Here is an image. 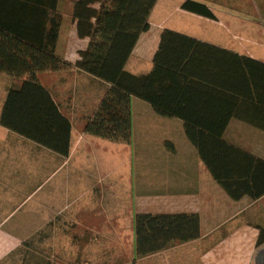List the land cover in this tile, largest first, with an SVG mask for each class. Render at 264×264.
Instances as JSON below:
<instances>
[{
	"label": "crops",
	"instance_id": "0c3cea01",
	"mask_svg": "<svg viewBox=\"0 0 264 264\" xmlns=\"http://www.w3.org/2000/svg\"><path fill=\"white\" fill-rule=\"evenodd\" d=\"M74 1H58L65 24L56 54L67 67L38 75L50 96L35 87L22 91L19 81L0 72V264H53L54 255L47 250L28 263L21 249L35 228L48 227L49 238L52 221L58 227L63 221L66 225L67 212L74 213L69 218L80 230L130 243L132 256L118 264H264V243H257L259 227L264 226V195L232 198L204 163L180 117L193 116L218 128L227 115L263 119L264 68L250 62L256 75H243L242 56L264 63V0H191L206 5L213 17L185 8L187 0L157 1L149 18L151 27L140 34L125 69L134 75L150 74L167 29L173 33L167 35L165 47L172 46L173 51L165 57L172 63L183 60L187 73H170L150 88L153 97H163L176 111L175 116L162 115L150 101L131 96L128 143L85 131L108 84L75 66L90 39L81 38L72 23ZM2 16L32 18L18 22L33 25L39 15L0 11ZM113 34V29H107L101 34L103 40L97 36V52L107 51ZM36 51L22 44L17 52H9V64L31 61ZM12 89L19 92L14 93L15 108L11 105L9 119L25 128V133L1 122ZM52 100L57 109L52 108ZM25 102L28 106L22 108ZM67 124L71 126L68 154L36 141L57 137L60 144ZM224 139L264 160L263 129L233 117ZM227 158L234 174H257L255 194L264 189L263 165L255 170L243 154ZM181 212L199 214L200 237L135 257L137 213ZM82 239L74 233L75 241ZM85 239L87 244L93 241ZM59 241H64L63 236ZM77 252L80 259L81 247Z\"/></svg>",
	"mask_w": 264,
	"mask_h": 264
},
{
	"label": "trees",
	"instance_id": "16d2710c",
	"mask_svg": "<svg viewBox=\"0 0 264 264\" xmlns=\"http://www.w3.org/2000/svg\"><path fill=\"white\" fill-rule=\"evenodd\" d=\"M59 0H10L0 2V11L7 13L26 12L39 15L35 24L19 23L20 20L31 21L32 18L0 17V72L12 76L24 91L26 88H39L45 94L38 78L40 72L56 71L67 67L61 57L56 54V44L65 24V15L59 8ZM158 0H75L73 2L72 20L76 25L81 38H89L86 49L80 51V58L75 66L84 72L99 78L108 84L105 94L97 110L90 118L85 131L94 136L115 142H130L132 138L131 96L136 95L150 101L154 108L162 115L175 116L165 104L163 97L157 99L151 93V85L159 79H167L170 73L178 70L185 72L183 60L172 63L165 57L168 51L165 47L167 35L173 33L164 30L159 50L154 57L155 67L148 75H134L125 69V64L132 53L141 33L150 29V15ZM112 6L108 9L107 7ZM183 6L192 11L213 17V12L204 4L187 0ZM14 22V23H13ZM107 29H113L114 34L105 53L97 52L95 39L99 34H106ZM30 30L31 32H28ZM28 45L36 51L31 61L10 65L9 52L16 50L20 45ZM236 56H240L233 52ZM35 58V59H34ZM244 65L242 73L254 76L256 72L249 67V63L263 67L264 63L248 56H242ZM182 63V64H181ZM181 65V69H179ZM187 73V71H186ZM12 89L9 93L1 122L20 131H27L21 125L9 119L11 105L15 108ZM50 96V95H49ZM51 98V97H50ZM21 100V99H20ZM264 101V100H263ZM53 102V100H52ZM25 108L27 103H21ZM53 109H57L55 103ZM21 109L17 106V111ZM28 114L32 111H26ZM264 115V114H263ZM185 121L186 132L190 140L198 147L204 163L210 169L213 177L226 189L234 199H240L250 193L253 197L264 195V189L255 194L259 183L257 174H242L233 172V163L228 156L234 153L243 154L249 161L250 167L254 164L255 170L263 165L264 160L256 158L249 152L243 151L224 139L225 127L235 117L264 130V116L242 114L227 115L223 124L208 125L189 115H180ZM262 117V116H261ZM211 124L212 121H211ZM71 126L61 139V143L54 138H38L36 141L48 145L63 154L69 152ZM231 171V172H230ZM135 229V257H144L170 247L176 242H186L200 237V216L194 212L181 213H137L134 219ZM258 244L264 243V226L259 227Z\"/></svg>",
	"mask_w": 264,
	"mask_h": 264
},
{
	"label": "rangeland",
	"instance_id": "374dc122",
	"mask_svg": "<svg viewBox=\"0 0 264 264\" xmlns=\"http://www.w3.org/2000/svg\"><path fill=\"white\" fill-rule=\"evenodd\" d=\"M98 38L103 40L105 36L100 34ZM73 214V212H67V216L63 217L67 218L66 225L63 221L58 227L54 225L55 221H52L50 223V225L52 224L51 237L49 236V238L46 237L48 227L35 228L34 235L28 238L21 249L26 253L28 263L36 262L38 257L44 255V250H47L45 252L48 255H54L53 264H118L130 259L132 254L129 242L113 241L111 237L95 234L85 228L80 230L75 223H71L69 217ZM75 232L83 236V239L75 241ZM60 236H63L64 241H59ZM86 236L89 237V240H93L90 244H87ZM46 239L48 240L46 241ZM80 247L82 257L76 259L77 256H80L77 252Z\"/></svg>",
	"mask_w": 264,
	"mask_h": 264
}]
</instances>
